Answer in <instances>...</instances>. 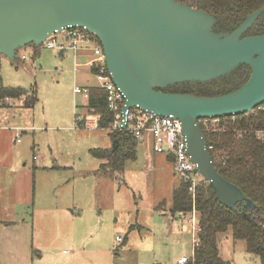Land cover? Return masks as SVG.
<instances>
[{"label": "rangeland", "instance_id": "obj_1", "mask_svg": "<svg viewBox=\"0 0 264 264\" xmlns=\"http://www.w3.org/2000/svg\"><path fill=\"white\" fill-rule=\"evenodd\" d=\"M17 52L27 59L14 63L0 55L2 85L28 90L0 99V264H179L189 258L197 229L185 221L183 230L182 216L170 211L181 177L168 155L137 144L136 158L122 172L99 168L103 161L89 149H111V130L95 126L97 115L73 91L94 84L91 72L80 66L74 74L70 50L61 55L41 45L34 52L28 45ZM33 90L37 100L26 107ZM75 114L84 127L75 126ZM218 247L224 264L257 263L230 229L219 235Z\"/></svg>", "mask_w": 264, "mask_h": 264}, {"label": "water", "instance_id": "obj_2", "mask_svg": "<svg viewBox=\"0 0 264 264\" xmlns=\"http://www.w3.org/2000/svg\"><path fill=\"white\" fill-rule=\"evenodd\" d=\"M263 11L264 5L231 32H215L211 14L176 0H0V55L19 62L20 48L39 47L69 26L85 28L101 43L106 68L124 94L122 114L138 107L173 115L186 134L194 172L213 185L216 199L230 209L239 201L254 207L217 171L199 120L242 114L264 102V33L243 36ZM240 64L251 73L233 91L204 96L162 90L209 81Z\"/></svg>", "mask_w": 264, "mask_h": 264}, {"label": "trees", "instance_id": "obj_3", "mask_svg": "<svg viewBox=\"0 0 264 264\" xmlns=\"http://www.w3.org/2000/svg\"><path fill=\"white\" fill-rule=\"evenodd\" d=\"M203 10L214 17L215 32H231L250 13L264 5V0H176ZM264 33V11L243 33L256 35ZM34 46L32 43L29 44ZM35 50L36 47L34 46ZM91 73L98 71L97 64L91 65ZM250 67L240 64L229 73L218 78L201 81H183L170 84L162 90L171 93H190L211 96L223 94L245 84L250 76ZM28 92L22 87H6L0 78V99L18 98ZM25 100V106H32L37 97ZM264 102L249 112L199 120L200 128L207 142L208 150L217 171L229 182L237 185L253 203L254 207H244V202L230 209L215 197L213 185L200 180L192 193L190 182L181 177L172 193L171 213L185 217L195 213L197 223V243L189 258L179 264H224L220 257L219 235L231 230L233 240H243L246 251L264 264ZM85 108L97 115V127L107 128L113 113L107 108L105 92L90 87ZM79 127H83L78 125ZM115 148H90V154L101 159V169L122 172L126 160L136 158L138 142L126 131H110ZM171 160V157L168 156ZM164 203L160 202L156 209ZM253 264V263H252Z\"/></svg>", "mask_w": 264, "mask_h": 264}, {"label": "built area", "instance_id": "obj_4", "mask_svg": "<svg viewBox=\"0 0 264 264\" xmlns=\"http://www.w3.org/2000/svg\"><path fill=\"white\" fill-rule=\"evenodd\" d=\"M41 45L55 49L57 52L70 50L76 57L81 51L85 52L87 58L83 62L75 60L74 72H77L81 65L87 66L91 72V65L96 63L98 71L91 73L95 82L92 85H75L73 91L83 93L87 98L90 87L102 89L105 92L107 108L113 113L109 129L111 131L126 130L138 143H145L151 147L152 151L170 156L173 170L190 182L189 190L194 192L198 183L195 178L197 173L194 172V164L190 161L187 152V138L180 121L171 114L168 116L155 115L138 107L127 108L122 114V109L125 106L124 94L112 81L106 68L102 45L94 35L83 27L69 26L48 36ZM33 50L36 52L38 47L35 50L33 46ZM27 57L28 55L21 54L18 60L24 61ZM74 117L75 126L84 127L83 118L77 114ZM201 120H206V118ZM95 124L97 127V122ZM20 136L21 133H16L17 141L20 140ZM191 214L187 222L191 223L192 231L194 227L198 230L195 213ZM195 243H197V236L194 237L193 245ZM185 260L186 257H182L178 262L183 263Z\"/></svg>", "mask_w": 264, "mask_h": 264}, {"label": "crops", "instance_id": "obj_5", "mask_svg": "<svg viewBox=\"0 0 264 264\" xmlns=\"http://www.w3.org/2000/svg\"><path fill=\"white\" fill-rule=\"evenodd\" d=\"M61 55L64 53V52H59ZM73 58H74V62H75V60H77V61H79V62H83L84 61V59H86L87 57H86V53L85 52H83V51H81L80 53H79V55H77V57L74 55V53H73ZM81 66H83V67H87V66H85V65H81ZM88 68V67H87ZM74 74H76V72L74 73ZM138 144H141V145H143V146H145V143H138ZM100 167V166H99ZM72 213V212H71ZM181 219H183V223H182V229L183 230H185L186 228H187V226L185 225V221H187V217H183L182 216V218ZM117 238V237H116ZM182 258V257H181ZM181 258H179V259H181ZM179 259H178V261H179Z\"/></svg>", "mask_w": 264, "mask_h": 264}]
</instances>
